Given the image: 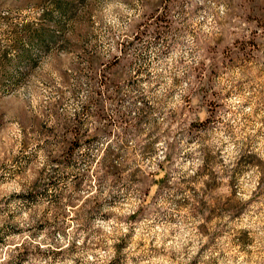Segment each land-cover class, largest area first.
Returning a JSON list of instances; mask_svg holds the SVG:
<instances>
[{"label": "clouds", "instance_id": "1", "mask_svg": "<svg viewBox=\"0 0 264 264\" xmlns=\"http://www.w3.org/2000/svg\"><path fill=\"white\" fill-rule=\"evenodd\" d=\"M0 264H264V0H0Z\"/></svg>", "mask_w": 264, "mask_h": 264}]
</instances>
